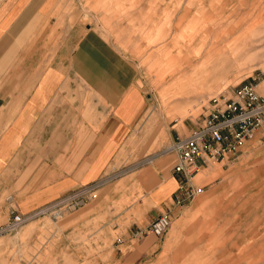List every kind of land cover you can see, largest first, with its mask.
Here are the masks:
<instances>
[{"label":"rangeland","instance_id":"1","mask_svg":"<svg viewBox=\"0 0 264 264\" xmlns=\"http://www.w3.org/2000/svg\"><path fill=\"white\" fill-rule=\"evenodd\" d=\"M143 3L83 0L77 7L70 4L79 12L71 19L78 18L83 29L85 23L107 26L110 21L104 15L110 11L125 17L131 13L129 50L138 71L132 80L146 91L147 107L105 182L80 184L25 212L10 206L24 220L0 232V264H107L113 239L132 221L140 224L146 217L147 200L139 181L153 158L144 162L145 158L162 153L175 136L200 122L209 97L249 81L264 94V0H145V8ZM206 27L215 29L214 39L222 32L220 44L248 38L256 49L227 68L211 64L209 76L195 78V94L184 104V117L178 119L179 109L167 105L174 91L168 79L172 68L185 64L196 50L198 38L191 40L195 30ZM206 168L194 177L203 191L171 220L160 236H168L162 247L158 250L155 245L137 264H264V127L231 158ZM96 182L84 204L51 207L68 192ZM10 208L8 212L0 205V226L11 217ZM57 208L60 212H55Z\"/></svg>","mask_w":264,"mask_h":264},{"label":"crops","instance_id":"2","mask_svg":"<svg viewBox=\"0 0 264 264\" xmlns=\"http://www.w3.org/2000/svg\"><path fill=\"white\" fill-rule=\"evenodd\" d=\"M82 2L0 0V205L8 212L11 205L25 212L80 184L105 182L147 107L146 91L132 80L138 71L129 50L131 13H103L107 26L85 23L83 29L78 18L71 19L79 12L70 9ZM214 30H195L196 50L172 68L167 105H179L178 119L195 94V78L209 76L211 64L227 68L254 54L248 38L220 44L222 32L214 39ZM161 152L151 155L152 165L139 181L146 217L113 239L107 264H137L155 245L159 250L168 236L153 234L150 221L161 211L172 221L179 216L171 170L176 156Z\"/></svg>","mask_w":264,"mask_h":264},{"label":"built area","instance_id":"3","mask_svg":"<svg viewBox=\"0 0 264 264\" xmlns=\"http://www.w3.org/2000/svg\"><path fill=\"white\" fill-rule=\"evenodd\" d=\"M207 112L200 122L184 135H177L165 147V151L173 152L176 159L172 165V173L177 178V196L175 202L184 206L203 191V185L195 182V175L214 161L228 160L251 138L256 130L264 127V94L260 93L256 84L245 82L237 84L228 93H219L209 97ZM98 183H89L68 192L56 204L76 207L89 199L91 191ZM57 208L55 212H60ZM11 217L0 232L19 226L23 214L14 207L10 208ZM171 214L161 211L149 223V230L160 237L171 223Z\"/></svg>","mask_w":264,"mask_h":264},{"label":"bare ground","instance_id":"4","mask_svg":"<svg viewBox=\"0 0 264 264\" xmlns=\"http://www.w3.org/2000/svg\"><path fill=\"white\" fill-rule=\"evenodd\" d=\"M223 54H224V52H223ZM212 55H213V54H212ZM185 62H186V61H183V60H182V63H185ZM211 63H212V59H211ZM207 65H208V64H207ZM207 65H206V66H207ZM208 66H209V65H208ZM200 68H201V67H200ZM204 68H206V67H204ZM209 68H210V67H209ZM192 69H193V68H192ZM210 69L212 70L213 68H210ZM195 70H196V69H195ZM195 70H194V71H195ZM184 71H185V70H184ZM184 71H183V72H184ZM202 71H203V70H202ZM202 71H201V72H202ZM209 71H210V70H209ZM209 71H208V72H209ZM213 71H214V70H213ZM206 72H207V70H206ZM206 72H205V73H206ZM179 73H182V72H179ZM197 73H198V72H197ZM207 74H209V73H207ZM210 74H211V73H210ZM181 75H182V74H181ZM191 75H192V74H191ZM194 75H195V74H194ZM182 77H183V76H182ZM160 79H161V78H160ZM201 79H202V78H201ZM183 80H184V79H183ZM203 80H204V79H203ZM176 81H177V80H176ZM180 81H181V80H179V82H180ZM173 83H174V82H173ZM175 84H177V83H175ZM193 86H194V85H193ZM172 87H173V86H172ZM180 88H181V87H180ZM189 88H190V87H189ZM195 89H197V88H195ZM193 90H194V89H193ZM190 91H191V90H190ZM165 92H166V91H165ZM178 92H181V93H180L181 96H184V97H185V93H183L184 91H181V90H180V91H178ZM165 94H166V93H165ZM174 95H175V94H174ZM182 99H183V98H182ZM169 103H170V102H169ZM178 106H179V105H178ZM178 106H177V107H178ZM151 158H152V156H148L146 159L149 160V159H151Z\"/></svg>","mask_w":264,"mask_h":264}]
</instances>
